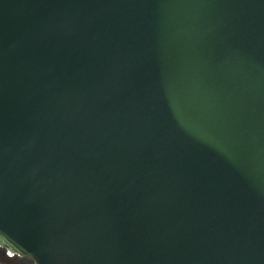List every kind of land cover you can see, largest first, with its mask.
<instances>
[{
  "label": "water",
  "instance_id": "water-1",
  "mask_svg": "<svg viewBox=\"0 0 264 264\" xmlns=\"http://www.w3.org/2000/svg\"><path fill=\"white\" fill-rule=\"evenodd\" d=\"M0 246L264 264V0H0Z\"/></svg>",
  "mask_w": 264,
  "mask_h": 264
},
{
  "label": "rangeland",
  "instance_id": "rangeland-1",
  "mask_svg": "<svg viewBox=\"0 0 264 264\" xmlns=\"http://www.w3.org/2000/svg\"><path fill=\"white\" fill-rule=\"evenodd\" d=\"M0 260L8 264H37L36 261L29 256L14 255L9 251H5V248L0 246Z\"/></svg>",
  "mask_w": 264,
  "mask_h": 264
},
{
  "label": "flooded vegetation",
  "instance_id": "flooded-vegetation-1",
  "mask_svg": "<svg viewBox=\"0 0 264 264\" xmlns=\"http://www.w3.org/2000/svg\"><path fill=\"white\" fill-rule=\"evenodd\" d=\"M5 251L7 252L8 251V249L7 248H5ZM15 255H17V254H15ZM1 261V260H0ZM3 262V261H2Z\"/></svg>",
  "mask_w": 264,
  "mask_h": 264
},
{
  "label": "bare ground",
  "instance_id": "bare-ground-1",
  "mask_svg": "<svg viewBox=\"0 0 264 264\" xmlns=\"http://www.w3.org/2000/svg\"><path fill=\"white\" fill-rule=\"evenodd\" d=\"M10 253H12V252H10ZM13 254V253H12Z\"/></svg>",
  "mask_w": 264,
  "mask_h": 264
}]
</instances>
